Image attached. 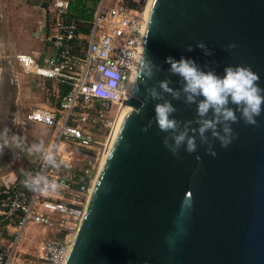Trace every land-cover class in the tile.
Here are the masks:
<instances>
[{"label": "water", "instance_id": "water-1", "mask_svg": "<svg viewBox=\"0 0 264 264\" xmlns=\"http://www.w3.org/2000/svg\"><path fill=\"white\" fill-rule=\"evenodd\" d=\"M144 7L138 59L144 52L161 66L147 87L160 91L157 82L169 79L180 89L165 59L184 56L220 75L227 65H247L264 88V0H151L147 13ZM136 70L64 264H264V105L256 125H232L227 147L212 141L215 156L199 137L195 152L182 147L174 156L154 120L158 101L145 103L139 80L132 95ZM163 100L197 127L195 104L183 95L163 93Z\"/></svg>", "mask_w": 264, "mask_h": 264}, {"label": "built area", "instance_id": "built-area-1", "mask_svg": "<svg viewBox=\"0 0 264 264\" xmlns=\"http://www.w3.org/2000/svg\"><path fill=\"white\" fill-rule=\"evenodd\" d=\"M52 14L55 54L35 58L17 53L15 60L22 72L59 80L69 87L56 106L34 108L25 120L51 129L46 145H54L68 167L47 168L38 158L14 185L0 191V264H63L71 240L78 228L89 189L101 157V149L92 154L102 140L94 131L109 129L113 115L93 108L101 101L116 108L130 95L143 40V9H135L123 0H99L87 33L78 30L76 20L68 18L69 0H40ZM98 121L101 122L100 127ZM83 151V163L74 165L77 151ZM95 170V172H94ZM41 173L60 184L47 195L30 191L24 185L26 173ZM30 225L59 233L42 239L28 252L21 243Z\"/></svg>", "mask_w": 264, "mask_h": 264}, {"label": "clouds", "instance_id": "clouds-1", "mask_svg": "<svg viewBox=\"0 0 264 264\" xmlns=\"http://www.w3.org/2000/svg\"><path fill=\"white\" fill-rule=\"evenodd\" d=\"M196 47L204 50L205 55H211V51L202 41L197 42ZM228 47L234 48L235 45L230 44ZM186 50L192 51L193 46L187 45ZM165 63L170 65L168 71L179 77L180 89L170 87L169 79L157 82L160 91L156 87H147V80L152 79L161 66L148 59L143 52L136 61L132 95L139 90V80L145 86V103L149 98L158 101L154 105V120L158 129L166 134L163 144L172 155L177 156L182 147L188 153L195 152L199 137L200 143L207 145L206 151L215 156L212 141L218 140L221 147H227L234 138V123L243 120L246 125L257 124L256 118L261 115L264 105V88L259 86L260 76L251 67L243 64L227 65L223 75H220L212 70L205 71L195 60L184 56L178 60L168 56ZM163 93L171 95L175 100L183 95L185 103L195 104L197 127H191V121H179L174 116L176 107L168 100L160 102ZM150 126L151 121L143 131H147ZM10 133L7 128L0 131V153L5 148H21L29 155L39 158L47 168L59 170L61 167H68L67 162L59 158L56 146L45 145L43 141L26 146L23 136ZM197 159L200 157L197 156ZM24 185L30 191L43 195L60 188L56 180L38 172L26 173Z\"/></svg>", "mask_w": 264, "mask_h": 264}, {"label": "rangeland", "instance_id": "rangeland-1", "mask_svg": "<svg viewBox=\"0 0 264 264\" xmlns=\"http://www.w3.org/2000/svg\"><path fill=\"white\" fill-rule=\"evenodd\" d=\"M123 1L135 9H143L147 0ZM149 3L147 1L144 8L146 6L148 8ZM51 18L52 14L47 12L45 4L39 2V0H0V70H2L0 71V131L7 128L10 129L11 133L23 136L26 146L32 143H38L39 141H43L46 145L49 138H51V130L43 125L23 120L24 115L32 109L45 104L52 107L55 105L54 102H51L49 91L46 90L47 87H50V84L46 82L44 89L41 82L39 83V78L41 77L28 74L29 80L27 82L22 81V79L18 81L15 71L20 70V67L18 68L14 59L15 54L19 51L26 53L36 51L39 53L38 55L43 54V52L47 53L44 50H48L52 46L47 39V35L52 32L50 30V26H53L51 24ZM23 86L28 87L19 89ZM18 96L20 97L18 98ZM122 105L121 103L116 108L115 113L114 106L110 107L101 101L93 102L92 106L95 110L104 111L108 118L113 114V118H115L121 112ZM116 119L114 125L116 124ZM97 124L100 127L101 122L98 121ZM94 133L98 135L100 140L103 139L102 136L108 133L104 140L105 144H108L111 140L110 131H104L103 127L101 129L96 128ZM105 144H103V147L102 145H97L98 147L92 151V154L95 156L97 150L101 149V157L94 179L98 173L101 160L108 148ZM14 152L15 155L21 156L24 149L14 147ZM82 156L83 151H77L73 161L74 165L80 166L83 163ZM34 159L35 157L31 156L30 160L32 162L30 165L34 163ZM26 232L21 246L29 253L34 250L37 242L40 240L52 237L57 238L60 235L56 231L43 229L42 227L34 225H30Z\"/></svg>", "mask_w": 264, "mask_h": 264}, {"label": "crops", "instance_id": "crops-1", "mask_svg": "<svg viewBox=\"0 0 264 264\" xmlns=\"http://www.w3.org/2000/svg\"><path fill=\"white\" fill-rule=\"evenodd\" d=\"M39 2H41V1L39 0ZM41 3H44V2H41ZM51 24L53 25L52 20H51ZM50 30L52 32L47 35V39L52 44V46L50 47V49L44 50V51H47V53L43 52V54L38 55L39 53L34 51V52L29 53V54H32L35 58H41L44 55L45 56H51V55L55 54V49H54L53 43L51 41V38L53 37V34L55 32L53 26H50ZM53 30H54V32H53ZM21 52L22 51H19L17 53H21ZM24 53H26V52H24ZM14 61H15L16 65L18 66L15 59H14ZM18 68H19V66H18ZM0 71H2V70H0ZM0 74H1V72H0ZM15 75L18 78V81H19V79L20 80L22 79V81H26V82L29 80V75L24 74V72H22L21 68H20V70L15 71ZM0 79H1V76H0ZM39 79H40L39 83L41 82L42 87L44 89H45V83L46 82H47V84H50V87H47L46 90L49 91V95L51 96V102H54V105L56 106L58 104L60 98L62 97V96H60V89H61L60 81L56 80V79H51V78H39ZM24 87L27 88L28 86H23L22 88H19V89H24ZM19 97L20 96H18V98ZM44 106H48V104L42 105L40 107H44ZM23 120H25V115H24ZM35 124H37V123H35ZM39 125H41V124H39ZM30 159H31V155H29L25 149H24V152L22 153L21 156L15 155L14 147H12L11 149L5 148L3 150V152L0 153V191L3 190L4 188H8V187L14 185L15 183H17L18 180L23 176V174H25V172H27L29 169H32L36 165L38 158L35 157L36 160L34 159V163H32L31 165H30V163L32 161Z\"/></svg>", "mask_w": 264, "mask_h": 264}, {"label": "trees", "instance_id": "trees-1", "mask_svg": "<svg viewBox=\"0 0 264 264\" xmlns=\"http://www.w3.org/2000/svg\"><path fill=\"white\" fill-rule=\"evenodd\" d=\"M98 1L99 0H69L68 18H74L76 20L79 31L87 33L90 30L91 20ZM128 5L130 6V4ZM60 84V96H63L69 91V87L64 83Z\"/></svg>", "mask_w": 264, "mask_h": 264}, {"label": "bare ground", "instance_id": "bare-ground-1", "mask_svg": "<svg viewBox=\"0 0 264 264\" xmlns=\"http://www.w3.org/2000/svg\"><path fill=\"white\" fill-rule=\"evenodd\" d=\"M149 2L151 3V0H149L148 3H149ZM150 3H149V6H150ZM147 5H148V4H147ZM149 6H148V8H147V6H146V8H145V12H146V13L148 12ZM133 75H134V73H132V77H133ZM124 107H125V104L122 105L121 112L119 113L118 117H117V115H116L117 119H116V117L113 118L112 123H111V125L109 126L108 132L110 131L109 134L111 135V139H112V137H113V135H114V132H115V130H116V127H117V124H118L119 118H120V116H121V114H122V111H123ZM118 109H119V108H118ZM117 114H118V112H117ZM115 119H116V124L114 125ZM113 128H114V129H113ZM108 139H109V137H108ZM110 142H111V140H110ZM110 142H109L108 144H105V143H103V144H105V145L108 147L109 144H110ZM107 149H108V148H107ZM106 152H107V151H106ZM106 152H105V155H106ZM105 155H104V157H105ZM104 157H103L102 160H101L100 166H101V164H102V162H103V160H104ZM100 166H99V169H100ZM99 169H98V171H99ZM96 176H97V175H96ZM95 179H96V177H95ZM95 179H94V181H93V183H92V186H91L90 189H89L88 200H89L90 193H91V190H92L93 184H94V182H95ZM88 200H87V202H88ZM85 207H86V206H85ZM83 216H84V213H83ZM83 216H82V218H83ZM81 220H82V219H81ZM76 230H77V229H76ZM76 230H75V232H74V236H73V238H72V240H71V245H72V242H73V240H74V238H75ZM71 245H70V248H71ZM63 264H64V262H63Z\"/></svg>", "mask_w": 264, "mask_h": 264}]
</instances>
